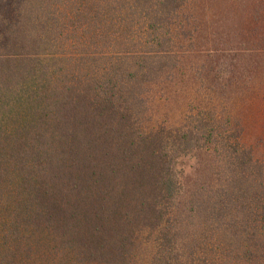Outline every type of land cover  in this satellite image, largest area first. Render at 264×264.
Masks as SVG:
<instances>
[{
  "label": "trees",
  "instance_id": "trees-1",
  "mask_svg": "<svg viewBox=\"0 0 264 264\" xmlns=\"http://www.w3.org/2000/svg\"><path fill=\"white\" fill-rule=\"evenodd\" d=\"M262 88L264 0H0V264H264Z\"/></svg>",
  "mask_w": 264,
  "mask_h": 264
},
{
  "label": "rangeland",
  "instance_id": "rangeland-1",
  "mask_svg": "<svg viewBox=\"0 0 264 264\" xmlns=\"http://www.w3.org/2000/svg\"><path fill=\"white\" fill-rule=\"evenodd\" d=\"M232 10L234 12L235 8H233ZM263 95H264V89L262 88L261 96ZM250 112L252 113L253 118H255L253 122H255V124L257 123L256 125L257 128H260V127L264 128V104L260 103V100H256L255 102H253V104H251ZM195 164H196L195 160L185 159L182 162L181 167L185 170L187 174H192Z\"/></svg>",
  "mask_w": 264,
  "mask_h": 264
}]
</instances>
